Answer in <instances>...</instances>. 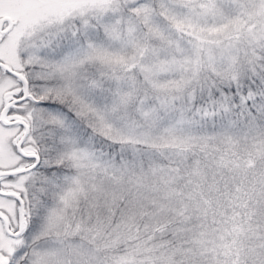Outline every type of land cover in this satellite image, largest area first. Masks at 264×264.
<instances>
[{
  "label": "snow or ice",
  "instance_id": "1",
  "mask_svg": "<svg viewBox=\"0 0 264 264\" xmlns=\"http://www.w3.org/2000/svg\"><path fill=\"white\" fill-rule=\"evenodd\" d=\"M0 264H264V0H0Z\"/></svg>",
  "mask_w": 264,
  "mask_h": 264
}]
</instances>
